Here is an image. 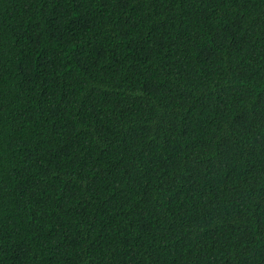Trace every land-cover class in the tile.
<instances>
[{"label":"trees","instance_id":"1","mask_svg":"<svg viewBox=\"0 0 264 264\" xmlns=\"http://www.w3.org/2000/svg\"><path fill=\"white\" fill-rule=\"evenodd\" d=\"M0 264H264V0H0Z\"/></svg>","mask_w":264,"mask_h":264}]
</instances>
